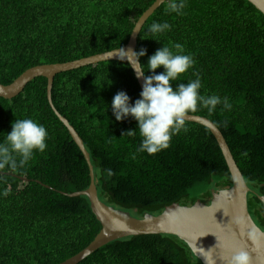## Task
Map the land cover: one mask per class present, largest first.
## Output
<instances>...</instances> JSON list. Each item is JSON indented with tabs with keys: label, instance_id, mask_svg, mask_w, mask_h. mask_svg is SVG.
Returning a JSON list of instances; mask_svg holds the SVG:
<instances>
[{
	"label": "trees",
	"instance_id": "obj_1",
	"mask_svg": "<svg viewBox=\"0 0 264 264\" xmlns=\"http://www.w3.org/2000/svg\"><path fill=\"white\" fill-rule=\"evenodd\" d=\"M157 0H0V84L27 70L125 47L136 23ZM172 3H183L171 12ZM154 22L171 29L154 35ZM159 40V41H156ZM180 43L195 64L173 81L201 79V94L227 97L231 109L198 108L225 137L246 183L249 212L264 230V15L248 0H168L147 21L137 52L147 61L163 44ZM163 72V68L157 73ZM151 75V73H148ZM48 81L40 77L17 97L0 98V140L16 119L31 118L48 132L47 148L24 166L0 168V264H61L86 249L102 225L85 191L87 162L51 109ZM134 102L142 91L128 63L109 61L56 76L53 104L89 151L99 198L144 218L173 205L210 204L212 190L233 185L222 151L209 129L186 122L169 148L137 153L141 138L128 118L116 121L114 96ZM80 264H203L176 236L147 235L114 241Z\"/></svg>",
	"mask_w": 264,
	"mask_h": 264
},
{
	"label": "water",
	"instance_id": "obj_2",
	"mask_svg": "<svg viewBox=\"0 0 264 264\" xmlns=\"http://www.w3.org/2000/svg\"><path fill=\"white\" fill-rule=\"evenodd\" d=\"M167 1L157 0L142 15L135 25L128 44L123 47L126 52H137L138 40L143 27ZM248 1L264 15V0ZM117 52H121V60L124 61L119 59ZM109 61L128 63L135 77L136 72L133 67L138 69L141 67L136 63V57L127 56L120 48L72 62L36 66L24 72L12 84L8 86L0 84V98L11 100L19 96L35 79L46 78L49 105L69 131L89 167L91 182L88 189L65 195L87 197L102 229L86 249L61 264H80L114 241L147 235L178 237L187 244L193 255L203 264H231V256L240 250L249 253L250 264H264V230L256 224L249 212L248 196L252 190L246 183L225 137L208 118L188 114L186 122L196 123L210 130L222 151L233 182L229 188L212 190L210 204L200 201L191 207L173 204L159 215L149 214L144 218H139L129 211L108 205L99 198L91 155L75 128L55 108L52 94L57 75ZM137 81L142 89L143 79H137ZM258 198L264 204V196Z\"/></svg>",
	"mask_w": 264,
	"mask_h": 264
},
{
	"label": "clouds",
	"instance_id": "obj_3",
	"mask_svg": "<svg viewBox=\"0 0 264 264\" xmlns=\"http://www.w3.org/2000/svg\"><path fill=\"white\" fill-rule=\"evenodd\" d=\"M183 7V3H172L170 11L179 13ZM170 29L171 25L167 22H154L149 31L158 35ZM122 52L136 57V63L141 65L139 69L132 67L137 79H143L142 91L134 104L128 94L121 91L114 96L110 107L116 121L132 118L137 122V130H129L123 134V137L134 136L138 132L141 141L137 153L154 155L169 148L175 135L187 131V115L198 108L211 113L222 104L224 109H231L227 97L201 94L202 83L198 74H194L196 79L173 87L172 82L188 73L195 64L194 57L186 53L180 43H174L171 47L163 44L162 48L157 49L148 58L147 73L143 70L144 64L140 63V58L147 56L146 49L126 52L122 48ZM116 54L121 60V52ZM160 68H163V72L157 73ZM11 128V132L0 140V168L22 167L35 153H43L47 148L48 132L39 122L31 118L16 119ZM230 260L231 264H250L251 257L247 251L240 250Z\"/></svg>",
	"mask_w": 264,
	"mask_h": 264
}]
</instances>
